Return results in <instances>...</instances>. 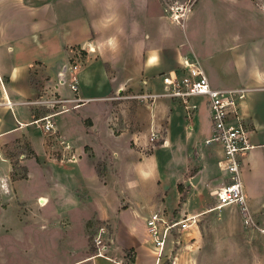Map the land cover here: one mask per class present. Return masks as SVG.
<instances>
[{
    "label": "crops",
    "instance_id": "obj_1",
    "mask_svg": "<svg viewBox=\"0 0 264 264\" xmlns=\"http://www.w3.org/2000/svg\"><path fill=\"white\" fill-rule=\"evenodd\" d=\"M229 2L235 8L255 4L211 0L223 9ZM111 13L118 20L104 27L101 18ZM240 23L234 22L232 35L223 36V56L216 61L207 49L201 53L190 45L191 51L183 50L175 21L152 0H0V145L7 157L0 158L3 194L9 189L26 205L29 200L41 205L45 199L41 207L48 221L62 212L77 228L91 219L112 227L109 259L86 254L71 264H102L101 259L124 264L130 251L132 264H156L147 228L151 213L178 202L179 183L186 182L192 197L206 201L225 184L227 176L218 165L222 149L205 143L213 132L207 99L196 97L199 108L187 116L176 99L149 103L139 97L163 92L161 75L180 68L184 58L198 63L212 86L246 89L241 111L255 147L243 158L242 177L249 205L264 210V81L257 79V74L264 77V32L247 34ZM113 35L115 48L104 44ZM73 75L78 92L70 88ZM54 98L68 101L54 107ZM51 113L53 134L41 121ZM157 129L162 142L152 152L134 147ZM53 136L74 151L49 144ZM12 147L24 149L16 160L25 167V177L12 178ZM69 153L76 160L62 159ZM96 160L106 162L102 173ZM23 182L35 189L26 193ZM147 199L153 200L146 212ZM260 219L264 226V215Z\"/></svg>",
    "mask_w": 264,
    "mask_h": 264
},
{
    "label": "rangeland",
    "instance_id": "obj_2",
    "mask_svg": "<svg viewBox=\"0 0 264 264\" xmlns=\"http://www.w3.org/2000/svg\"><path fill=\"white\" fill-rule=\"evenodd\" d=\"M197 1L152 0V3L160 6L169 21H175L180 39L178 43H184L183 50L191 51L192 46L204 53L207 49L216 61H220L224 52L221 49L223 36L232 35L236 29L234 22L240 21L242 32L247 34L264 32V0H252L257 7L247 3L235 8L233 3L229 2L225 4L224 9L221 5L215 7L211 0H199L195 5ZM50 4L53 5V2ZM219 21H223L222 27L216 25ZM178 22H183L184 25L180 26ZM160 133L158 141L147 139L143 144H134V147L144 149L147 153L152 152L162 142ZM52 138L48 141L49 144L61 148L64 145L65 151H72L73 146L69 143L62 142L56 136ZM21 151L24 149L12 147L8 153L14 160L12 178L15 179L27 174L24 173L25 167L16 160ZM59 152L55 151L56 155ZM69 154L70 156H63L62 159L76 160L72 159L74 154ZM104 164L106 165L105 161L96 160L99 173L105 168ZM180 184L182 189H179L181 196L178 202L173 203L172 207L165 204L161 207H165L166 213H173L176 218L183 212L201 214L197 217V226L193 225L188 230L176 234L180 238L179 243L169 242L160 264H264V226L260 219L264 210L260 211L249 205L248 216H245L237 205L209 211L216 204L215 197L212 196L208 201L196 196L193 198L190 185H185L186 182L178 185ZM22 188L26 193L35 189L34 185L28 182H23ZM3 192L0 186V264H71L86 254H92V257L95 255L97 247L93 240L99 226L107 225L112 233L111 224L97 219L83 222V225L80 224V228H77L76 223L66 218L62 212L58 218L52 217V220L48 221L43 215L46 209H43L39 202L37 205L34 200H29V205H26L19 202L13 194L10 195L9 189L6 191L7 195ZM152 200L143 201L146 212ZM162 201L161 203H166L165 198H162ZM139 221L143 223L141 219ZM83 242L88 246L86 250H83ZM125 257L124 264L134 262L131 251L127 252ZM100 261L102 264H111L105 259Z\"/></svg>",
    "mask_w": 264,
    "mask_h": 264
},
{
    "label": "built area",
    "instance_id": "obj_3",
    "mask_svg": "<svg viewBox=\"0 0 264 264\" xmlns=\"http://www.w3.org/2000/svg\"><path fill=\"white\" fill-rule=\"evenodd\" d=\"M78 64H74L70 72L75 73ZM60 82L65 83V71L59 72ZM163 82V92L145 93L140 95L142 100L153 103L159 97H169L180 102L187 116H192L199 108L194 101L196 97H205L209 107L213 132L205 143L217 144L222 149L223 155L218 162L221 170L226 174L225 184L220 186L213 194L216 204L209 209H222L228 205H237L245 216L249 215V200L244 189L242 166L243 158L255 146L251 142L250 128L241 111V104L246 98V89L243 87H214L210 83L209 77L204 69L196 62L184 58L180 68L161 75ZM70 88L78 92V79L73 75ZM68 101V99L52 100L53 106ZM75 106V105H74ZM77 106V105H76ZM64 110H68L64 109ZM48 114L41 118L44 121V128L49 134H53L55 129L52 116ZM159 130H152L150 140H159ZM69 145V144H68ZM69 147V146H67ZM3 147L0 145V158L3 156ZM72 159H76L72 155ZM198 215L182 214L176 218L174 214L166 213L165 209L155 210L147 219V228L152 240L156 264H160L161 258L167 249L169 242L174 244L180 242L179 236L183 231L188 230L193 225L197 226ZM110 231L108 226H99L94 237L97 251L93 257L101 256L109 259L107 255L110 244Z\"/></svg>",
    "mask_w": 264,
    "mask_h": 264
},
{
    "label": "clouds",
    "instance_id": "obj_4",
    "mask_svg": "<svg viewBox=\"0 0 264 264\" xmlns=\"http://www.w3.org/2000/svg\"><path fill=\"white\" fill-rule=\"evenodd\" d=\"M101 19H102L103 26L108 27L109 25L115 23L118 20V17L115 13H111L107 16L102 17ZM117 43L118 41L115 35L109 37L107 41H104V44L111 48H115L117 46ZM241 59H243V57H241ZM257 79H258V82L264 81V77H261L259 74H257ZM132 186L133 185L130 183L129 187H132Z\"/></svg>",
    "mask_w": 264,
    "mask_h": 264
},
{
    "label": "bare ground",
    "instance_id": "obj_5",
    "mask_svg": "<svg viewBox=\"0 0 264 264\" xmlns=\"http://www.w3.org/2000/svg\"><path fill=\"white\" fill-rule=\"evenodd\" d=\"M40 201H41V202H40L41 205H42V204L44 205V204L46 203L45 199H41Z\"/></svg>",
    "mask_w": 264,
    "mask_h": 264
},
{
    "label": "trees",
    "instance_id": "obj_6",
    "mask_svg": "<svg viewBox=\"0 0 264 264\" xmlns=\"http://www.w3.org/2000/svg\"><path fill=\"white\" fill-rule=\"evenodd\" d=\"M178 187H179V189H182V186H181V184H180V185H178Z\"/></svg>",
    "mask_w": 264,
    "mask_h": 264
},
{
    "label": "water",
    "instance_id": "obj_7",
    "mask_svg": "<svg viewBox=\"0 0 264 264\" xmlns=\"http://www.w3.org/2000/svg\"><path fill=\"white\" fill-rule=\"evenodd\" d=\"M194 182V181H193ZM195 183V182H194Z\"/></svg>",
    "mask_w": 264,
    "mask_h": 264
}]
</instances>
